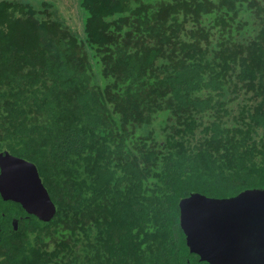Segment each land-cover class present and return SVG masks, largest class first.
<instances>
[{"label": "trees", "instance_id": "1", "mask_svg": "<svg viewBox=\"0 0 264 264\" xmlns=\"http://www.w3.org/2000/svg\"><path fill=\"white\" fill-rule=\"evenodd\" d=\"M77 1L0 0V151L55 205L0 194V264L192 263L180 199L264 187V0Z\"/></svg>", "mask_w": 264, "mask_h": 264}, {"label": "water", "instance_id": "2", "mask_svg": "<svg viewBox=\"0 0 264 264\" xmlns=\"http://www.w3.org/2000/svg\"><path fill=\"white\" fill-rule=\"evenodd\" d=\"M0 194L42 220L55 213L36 165L0 151ZM189 250L209 264H264V187L229 197L192 192L179 201ZM17 219H12L16 228Z\"/></svg>", "mask_w": 264, "mask_h": 264}, {"label": "rangeland", "instance_id": "3", "mask_svg": "<svg viewBox=\"0 0 264 264\" xmlns=\"http://www.w3.org/2000/svg\"><path fill=\"white\" fill-rule=\"evenodd\" d=\"M28 1L34 6L42 5V2H48L51 4L54 12L59 16L62 22L69 24L70 21L80 18L81 12L78 6L77 0H22ZM83 24V20H82Z\"/></svg>", "mask_w": 264, "mask_h": 264}, {"label": "flooded vegetation", "instance_id": "4", "mask_svg": "<svg viewBox=\"0 0 264 264\" xmlns=\"http://www.w3.org/2000/svg\"><path fill=\"white\" fill-rule=\"evenodd\" d=\"M7 208H8V211H7ZM6 211L8 214H10V216H8L9 218L8 219H5L4 221V225L6 226V231H11L13 229V224H12V219L15 218L17 219V223H16V228H17V224L20 223L21 219L24 218V217H28L29 215L26 214L27 212L25 211V209L22 207V206H17V205H9L8 207H6ZM6 214V213H5ZM11 227V228H9ZM14 228V229H16ZM185 239H186V235H185ZM189 249V247H188ZM189 252H191L189 250ZM193 253V252H191ZM193 261L192 263H189V264H209L208 262L206 261H203V260H200L199 259V256L197 255L196 257V260H191L190 258L187 259V262H191Z\"/></svg>", "mask_w": 264, "mask_h": 264}]
</instances>
